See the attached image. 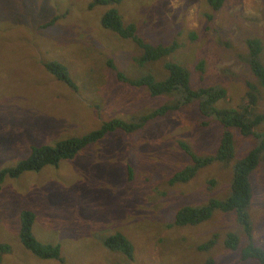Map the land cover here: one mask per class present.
<instances>
[{"label":"rangeland","instance_id":"rangeland-1","mask_svg":"<svg viewBox=\"0 0 264 264\" xmlns=\"http://www.w3.org/2000/svg\"><path fill=\"white\" fill-rule=\"evenodd\" d=\"M28 1L0 0V137L4 138L0 146L1 166L15 164L27 157L28 142L40 146L50 144L100 126L105 118L113 114L108 107L101 109L104 104L113 107L108 100L101 99L102 95H106L98 84L102 81L114 94L111 96L117 105L113 109L119 106L117 115L148 112L159 103L145 90L132 92L131 88L121 84L115 93L113 82L119 77L111 65L126 63L129 70L141 49L132 39H117L112 31L107 32L101 27L99 18L104 11L102 7L107 8L106 5L92 7L89 0H31V8L38 16L46 15V11L70 15L62 24L59 22L45 29L39 27L42 20L33 19L28 23L29 15L24 9H28ZM200 2L205 0H125L119 9L125 21L137 22L140 32H153L142 33L148 41L170 43L175 30L172 26L176 22L190 35L196 32V43L210 52L208 71L230 72L221 75L225 78L222 83L229 91L222 107H239L247 98L248 81L254 78L244 60L247 50L245 40L257 36L264 41V0H226L224 7L212 17L213 20L207 17L210 9ZM154 4L159 7L160 15L157 7H154L157 14L148 9ZM162 33L165 35L162 38L157 36ZM72 50L90 51L91 58L83 63L79 58L73 60L79 68V76H74V86H65L44 68L41 60L57 58L65 63ZM186 59L193 61L190 55ZM184 63L195 67V64ZM164 64L165 61H158L146 66L145 70L155 69V73H159L156 69L159 68L166 71ZM199 76L200 73H195L194 79ZM209 84L211 81L205 80L194 86ZM125 107L127 111H124ZM259 110L264 111V99L259 104ZM48 119L56 121L54 128L46 127ZM263 127L264 124L259 125L260 129ZM149 128L165 136L166 148L179 146V140H184L193 151L205 157L216 153L223 131L218 122L203 127L187 111L153 120ZM235 134L237 156L247 155L254 148V141L240 132L235 131ZM131 137L121 131L111 132L98 142V151L82 149L75 157L61 160L59 168L50 166L36 175L30 186L12 183L7 191L4 188L2 191L5 192H0V242L11 243L13 251L3 263L57 264L56 260L38 257L22 243L19 236L20 213L23 208H28L36 210L34 227L37 239L43 243L62 242L64 255L71 263L75 256L69 251L76 244L83 247L99 242L103 248L101 256L95 255L94 262L88 264H176L179 259H184L182 264H259L254 259L246 262L239 260L244 244L241 235L243 224L235 211L216 208L208 220L198 225L177 230L167 226L180 206L187 203L202 205L207 200H222L228 196L237 161L226 163L218 159L203 164L191 181L173 187L174 200L169 196L161 199L167 201L164 204L167 212L165 218H160L156 211L162 204L149 203L151 198L160 197L159 188L150 189L146 194L147 189L141 188L146 177L153 181L163 179L156 172L162 169L158 165L153 169V175L146 168V164L151 163L148 156H151L152 163L163 159L154 154L160 139L154 140L149 154L143 156L145 160L138 162L125 154L127 149L132 151L139 144ZM118 143L122 148H117ZM183 152L181 149L180 153ZM97 160L101 162L96 163ZM188 161L189 156L183 155L178 160L174 159L172 164L179 168ZM250 177L254 195L249 214L256 243L264 248V166L257 168ZM119 186L135 188L139 196L134 204L118 205L116 199L105 193L107 189L118 197ZM14 189L17 191L14 195L19 198L13 196ZM35 195L40 197L41 203L30 201ZM10 210L12 213H9ZM151 219L156 224H146ZM60 222H63L61 226L71 228L61 230V226H57ZM141 225L146 227V234L136 239L135 230ZM116 230L126 232L132 238L135 246L133 260L119 251L105 248L100 233ZM227 233L238 236L237 249L226 246ZM218 235L217 245L206 246L210 239ZM163 240H183L182 251L179 254L171 252ZM188 250L191 255L186 254ZM163 255L165 258L162 260Z\"/></svg>","mask_w":264,"mask_h":264},{"label":"trees","instance_id":"trees-1","mask_svg":"<svg viewBox=\"0 0 264 264\" xmlns=\"http://www.w3.org/2000/svg\"><path fill=\"white\" fill-rule=\"evenodd\" d=\"M89 2H91L92 7L107 6V9H104L99 18L101 27L104 30L107 32L112 31L117 39H132L141 49L139 55L134 58V63L130 66L129 70L125 66L126 63L119 66L111 65L113 72L119 77L118 81L113 82L115 93L120 89L121 84L131 88L132 92H137V89L139 91L145 90L147 93L157 96L159 103L148 112L117 115L119 106L115 110L113 109L117 103L114 102V98L111 96L114 94L108 90L104 81L98 83L101 84V92L106 91V95H102L101 99L108 100L113 106L109 107L107 104H104L101 106V109L108 107V110H112L113 114L105 118V121L100 126L84 130L82 134H73L54 143L41 146L28 142L29 155L27 157L16 161L12 165H0V192L4 188L7 191L8 186L12 183L23 187L30 186L34 183V177L36 175L43 173L42 171L51 165L59 167L61 160L75 157L82 149L93 148L95 151H98L100 149L97 146L98 142L106 138L111 132L119 133L121 131L127 136H132L130 139L139 143L133 147L134 149L132 151L129 149L125 151V154L131 156V159L138 162L145 160L146 157L143 156L149 154V149L154 140L156 141L159 138L160 140L155 147L154 154L163 159L162 161L152 163L151 156H148V160L151 163L149 165L146 164V168L153 175V169L158 165L162 169H157L156 172L160 176H163V179L153 181L151 178L146 177L141 187L147 189L145 190V194L150 189L157 190L159 188L158 191L161 193L160 197L149 200L150 204H156V202L162 204L158 208V211H156V215L160 218H165L167 210L164 204L167 201L161 199L169 196L174 200L175 193L173 191H175V188L173 187L178 183L186 184V182L191 181L197 175L203 164H208L218 159L226 163L237 161L234 166V176L228 196L222 200L211 199L209 202L207 200V203L202 205L187 203L186 205L180 206L167 226L177 230L181 227L198 225L208 220L216 208L235 211L240 222L243 224L241 226V235L244 238V244L241 246L239 260L246 262L254 259L259 264H264V248L258 246L259 244L256 243L253 230L254 226L249 214V207L254 195L250 175L260 166H264V127L259 128V125L264 124V111L260 112L259 110V104L264 99L263 41L256 37L247 39L249 56H246L245 64L251 69L254 78L248 81L245 103L239 107H222L221 104L229 97V91L226 88V84L222 83L225 81V78L221 75L230 72H220L219 70L208 71L211 64L210 52L204 50L202 46L196 43L198 35H195V33L190 35L184 27L182 28L178 25L180 24L179 22H176L172 26L175 30L173 31L174 35L170 43L148 41L142 33L153 34L151 30L140 32L136 21H125L123 13L119 9L125 0H89ZM225 3L226 0H205L201 4H206L210 9V13L208 14L212 18L216 12L224 7ZM53 5L58 6L56 4ZM154 7H157L156 4L154 6L150 5L148 9H151L154 14H157ZM157 9L160 15L161 11L159 7ZM162 9L165 8L162 7ZM86 10L90 11L88 7H86ZM41 16L44 19H42L43 23L39 27L45 29L56 26L59 22L62 24L63 21H66L70 17L68 13L65 14L60 11L52 14L46 11V15ZM165 29L166 31L170 30L169 28ZM164 33L157 34V36L162 38L165 36ZM188 55L193 57L192 62L186 59ZM75 58L81 59L83 63L85 59L91 58V52L86 51L82 53L78 50H72L65 63L57 58H53L52 60L42 59L41 62L44 68L58 81L62 82V84H65V86H74L76 84L74 76H79V68L73 64ZM162 60L165 61L164 67L166 71L159 70V68H156L159 73H155V69L145 70L148 64ZM179 60L182 62L180 63ZM183 61L195 64L196 68L190 67V65ZM197 72L200 73V76L194 79V74ZM205 80H210L211 84L200 87L194 86L195 83L199 84ZM97 109L99 110V108ZM124 111H127L126 107ZM179 111H187L194 115L203 127H210L213 125V122H219L221 124V129L223 128L219 142L221 144L216 153L206 157L205 155H199L184 140H179V146L176 145L174 148L168 149L166 148L165 136L159 135L156 129L151 130L149 128L153 120ZM55 125L56 121L54 119L47 120L46 127L54 128ZM235 131L240 132L246 138L252 139L255 143L254 148L245 156H237ZM143 133H146V135L143 136ZM3 140V136L0 137V146H2ZM117 148L120 149L122 146L118 143ZM181 149L184 151L183 153H180ZM183 155H188L190 161L181 164L179 168L174 167L172 164L173 160H178ZM98 161L101 162V160H97L96 163ZM149 171L147 172L149 173ZM35 180L37 181V177ZM95 189L99 190V188ZM16 192V189H14L12 192L13 196H15L14 194ZM116 194H118V197L112 194L111 197L117 200L118 205L134 204L139 196V193L132 186H119ZM15 197L19 198L18 196ZM2 201L6 200L3 199ZM30 201L33 203L42 202L37 195H35V198L32 196ZM114 213L113 211V215ZM101 215L107 214L102 213ZM35 218L36 210L28 208L22 210L19 236L25 248H28L35 255L45 260L58 259L61 262H66L68 257L64 255L62 242L57 244L43 243L37 239L34 227ZM147 222L146 224H156L154 219L148 220ZM62 224L63 222L57 223V226H61ZM145 234L146 227L142 225L135 230L136 239L142 238ZM262 236L264 238L263 234ZM219 237L218 235L210 239V242L206 246L217 245ZM226 237V246L237 249L238 236L234 233H227ZM100 238L104 241L108 249L120 251L129 260L134 259V243L128 233L120 230L112 233L102 231ZM163 242L171 252H176V254L182 251L184 244L183 240H163ZM79 246L81 245H75L70 250V253L74 255L75 249ZM12 247L11 243L0 242V264H2L5 255L13 251ZM86 247L89 248L85 252L76 253L84 254L94 249L97 251L101 248V244L97 242L89 244ZM186 254L191 255L192 253L188 250ZM179 256L181 257V255ZM164 258L165 255L162 256V260ZM183 262L184 259H179L176 264H182Z\"/></svg>","mask_w":264,"mask_h":264},{"label":"clouds","instance_id":"clouds-1","mask_svg":"<svg viewBox=\"0 0 264 264\" xmlns=\"http://www.w3.org/2000/svg\"><path fill=\"white\" fill-rule=\"evenodd\" d=\"M39 2H40V0H39ZM38 2V3H39ZM38 3L36 4V6L35 7H37V5H38ZM27 7H28V9H26V8H24L26 11H27V14L29 15V18H28V23L30 22V21H32L33 19H39V20H42V19H44L41 15H37V14H35V12H34V8L32 9L31 8V0H29L28 2H27ZM102 8H104V9H107L106 7H102ZM208 16H210L209 14L207 15V17ZM214 18H211V19H209V20H213ZM40 22H42L43 23V20L42 21H40ZM192 33H196V32H192ZM252 37H256V38H260V37H257V36H250V37H248V38H252ZM247 38V39H248ZM123 39H127V38H123ZM128 39H130V38H128ZM247 39L245 40V45H246V54L244 53V60H246V56L248 57L249 56V50H248V48H247ZM261 39V38H260ZM262 40V39H261ZM263 41V40H262ZM222 45H223V43H221ZM263 44H264V41H263ZM263 59H264V52H263ZM156 63V62H155ZM152 64H154V63H152ZM148 65H150V64H148ZM251 70V69H250ZM252 72V71H251ZM151 97L152 98H154V99H157V101H158V97L157 96H154V95H152L151 94ZM159 102V101H158ZM219 123V122H218ZM220 124V123H219ZM220 126H221V124H220ZM222 127V126H221ZM92 129V128H91ZM51 166H54V165H51ZM55 167H57V166H55ZM59 168V167H58ZM105 191H106V193L109 195V197H111V193L107 190V189H105ZM20 206H18L17 207V210H18V208H19ZM35 207H37V209H39V207L38 206H35ZM31 208H33V207H31ZM22 210H24V208L22 209ZM40 210V209H39ZM22 212V211H21ZM9 213H12V211L10 210L9 211ZM20 215H21V213H20ZM66 228H71V227H63V226H61L60 227V229L61 230H64V229H66ZM79 244V243H78ZM78 244H76V245H78ZM105 245V244H104ZM89 247H86V246H83V247H78V248H76L75 249V251H74V261H73V263H71V262H69V258H68V260L66 261V262H61V261H59L58 259H50V260H56L57 261V264H88L89 262H91V263H93L94 262V258H95V255H100L101 256V250L103 251V248L101 247V248H99L97 251L94 249V250H92V251H90V252H88V253H84V254H77L76 252H85L87 249H88ZM105 248L106 249H108L106 246H105ZM28 249V248H27ZM63 249H64V247H63ZM29 250V249H28ZM110 250V249H109ZM110 251H115V250H110ZM120 252V251H119ZM134 253H135V246H134ZM69 254H71L70 253V251H69ZM72 255V254H71ZM125 255V254H124ZM134 255V254H133ZM7 256V254L5 255V257ZM4 257V258H5ZM3 262H4V260H3ZM2 262V264H4Z\"/></svg>","mask_w":264,"mask_h":264}]
</instances>
